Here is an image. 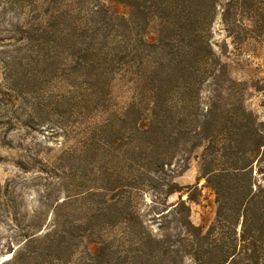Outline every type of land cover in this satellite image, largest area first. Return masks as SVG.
Segmentation results:
<instances>
[{"label": "rangeland", "instance_id": "374dc122", "mask_svg": "<svg viewBox=\"0 0 264 264\" xmlns=\"http://www.w3.org/2000/svg\"><path fill=\"white\" fill-rule=\"evenodd\" d=\"M259 1L257 13L264 12V0ZM225 2L220 0L217 7L211 37L222 66L203 83L202 103L205 107L215 100L220 115L233 116L238 107H245L264 122V27L259 14L250 18L243 13L236 16L239 21L234 15L228 28ZM101 4L120 15L130 13L127 3L115 0H0V264H92L101 237L108 247L97 264H136V237L130 241L122 225L100 222L95 234L86 229L93 202L113 203L112 193L99 191L86 199V191L104 187L106 173L115 181L121 164L118 145L115 150H88L82 131L108 118L113 122L107 128L109 137L120 138L127 130L120 131L119 116L136 101V66H116L110 85L104 87L106 96L99 100V84L91 89L81 76L84 70L75 64L76 47L68 33L76 23L87 24L91 9ZM115 29L110 38L116 47H130L119 34L133 31L125 24ZM157 36L153 22L144 37L155 41ZM203 150L202 145L188 154L187 167L178 159L168 171L179 189L168 203L186 199L191 220L207 229L215 220L217 201L202 176ZM256 177L264 179L260 173ZM133 192L134 210L141 211L154 233L164 232L174 218L173 209L160 216L166 212L165 194L156 198L150 188L140 195ZM189 195L193 198L187 199ZM118 207L110 211V219H120L115 218ZM62 227L72 235L69 241L55 235L64 233ZM184 264L195 263L187 258Z\"/></svg>", "mask_w": 264, "mask_h": 264}, {"label": "trees", "instance_id": "16d2710c", "mask_svg": "<svg viewBox=\"0 0 264 264\" xmlns=\"http://www.w3.org/2000/svg\"><path fill=\"white\" fill-rule=\"evenodd\" d=\"M115 1L130 6L128 16L94 5L88 23H76L68 33L76 47L75 64L84 70L81 76L91 89L99 84L97 92L93 89L99 100L106 96L104 87L110 85L116 66H136V101L119 116L120 131L126 133L109 137L107 128L113 122L108 118L82 131V144L88 150H115L118 145L121 164L115 181L106 173L104 187L86 191V199L100 192L112 193L113 202L108 206L105 199L93 202L86 229L95 234L100 222L106 227L122 225L130 241L136 237V264H184L187 258L195 264H264V179L256 177L257 173L264 176V122L245 107H238L233 116L220 115L215 100L204 107L201 99L203 83L217 65L222 66L211 43L220 0ZM259 2L226 0V26L234 24V15L239 21L236 16L247 13L250 18L259 14L264 27V12L257 13ZM153 22L158 36L148 41L144 34ZM123 24L133 32L119 34L130 47L118 49L110 34ZM202 145V176L217 201L215 220L207 229L191 220L186 199L168 203V197L179 190L168 171L172 172L178 159L187 167L188 154ZM147 188L156 198L165 194L166 212L160 216L174 210V218L160 234L148 227L141 211L134 210L133 191L140 195ZM117 203L115 218L120 219L116 221L109 216ZM62 230L55 235L67 241L73 238L65 227ZM101 238L90 258L92 264L100 263L106 254L108 242Z\"/></svg>", "mask_w": 264, "mask_h": 264}]
</instances>
